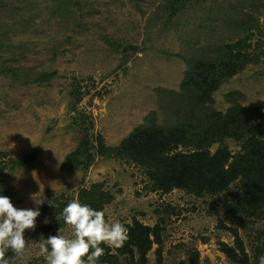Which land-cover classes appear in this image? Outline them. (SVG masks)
Masks as SVG:
<instances>
[{
	"label": "rangeland",
	"instance_id": "rangeland-1",
	"mask_svg": "<svg viewBox=\"0 0 264 264\" xmlns=\"http://www.w3.org/2000/svg\"><path fill=\"white\" fill-rule=\"evenodd\" d=\"M67 11L53 0H1L0 43L9 62L18 68L19 80L0 75V150L20 155L39 147L38 158L14 171L0 172L3 190L18 209H35L30 194L43 195L36 227L53 214L42 215L50 195L101 183L112 198L103 212L111 224L133 218L162 229L161 264L186 260L199 252L198 264H231L219 250V241L232 243L233 236L218 227L222 220L237 227L246 249L257 243L264 230V216L232 220L227 202L238 182L223 195L196 197L181 189L155 190L145 168L116 157L97 156L86 170L60 169L64 156L82 135L76 113L68 107L70 85L80 82L88 90L78 104L94 131L106 144L117 145L151 110L163 121L156 88L178 91L186 60L200 48L233 42L244 35L239 22L246 16L258 20L264 40V5L247 0H187L178 14L166 21L162 0H76ZM245 15V16H244ZM55 71L48 82L27 81L38 72ZM237 89L241 103L264 108V62L250 64L213 93V107L225 111V93ZM232 152L239 144L227 139ZM217 145L212 146L215 150ZM40 192V193H39ZM227 203V204H226ZM71 226L34 233L26 229L27 247L10 264H47L39 245L51 235L74 238ZM153 244L149 264H157Z\"/></svg>",
	"mask_w": 264,
	"mask_h": 264
},
{
	"label": "trees",
	"instance_id": "trees-1",
	"mask_svg": "<svg viewBox=\"0 0 264 264\" xmlns=\"http://www.w3.org/2000/svg\"><path fill=\"white\" fill-rule=\"evenodd\" d=\"M62 10H71L79 4L76 0H53ZM187 0H162L160 9L166 15V21L176 16ZM250 5L260 7L264 0H247ZM0 0V9H2ZM245 16V15H244ZM244 35L233 42L219 43L200 48L187 58L186 68L178 91L158 87L155 89L159 108L163 112V121L158 123L156 113L151 110L117 145H108L103 135L94 131L93 124L87 120L78 104L88 90L74 81L70 85L68 107L76 113L74 121L82 132L76 146L63 158L60 169L66 173L74 169L86 171L97 156L123 158L145 168L155 190L169 192L181 189L196 197L224 195L234 182L238 188L231 192L227 216L232 220L264 216V108L246 106L241 103L243 94L232 89L225 93L228 103L225 111L213 107V93L235 74L250 64L264 62V40L255 36L253 29L261 33L258 20L246 16L239 22ZM0 43V75L19 80L20 72L2 54ZM56 75L55 71L38 72L27 81L48 82ZM227 139L239 144L232 152L225 145ZM217 145L212 150L213 145ZM40 153L39 147L14 155L0 150V172L14 171L20 166L34 162ZM0 195H8L2 189ZM112 195L101 183L93 182L77 189L76 196L61 191L50 195L48 201L56 206L45 204L42 215H54L49 221L34 229V233H46L57 230L66 224L57 219L63 208L72 200L88 204L103 211ZM218 227L233 236L232 243L219 241V250L231 264H259L264 255V230H258L257 243L251 252L246 249L237 227L222 220ZM124 224V223H123ZM128 229V240L119 249L102 244L105 254L98 264H149L148 253L153 244L157 264H161L162 229L159 223L150 226L136 218L124 224ZM8 259L16 255L9 250ZM199 252H188L186 260L177 264H198Z\"/></svg>",
	"mask_w": 264,
	"mask_h": 264
},
{
	"label": "clouds",
	"instance_id": "clouds-1",
	"mask_svg": "<svg viewBox=\"0 0 264 264\" xmlns=\"http://www.w3.org/2000/svg\"><path fill=\"white\" fill-rule=\"evenodd\" d=\"M55 195H58L56 191ZM30 198L37 205L35 209H18L10 197L0 195V264H10L6 256L9 250L17 257L26 250L25 230L35 229L37 217L41 214L39 205L45 202L43 195L38 193L30 194ZM48 203L56 206L52 200ZM61 218L74 230V238L58 234L45 239L39 245V254L47 264H98L100 257L105 254L102 244L119 249L129 238L124 224H109L103 211L78 200H72L63 208L62 217L57 215L58 220ZM259 264H264V255L259 257Z\"/></svg>",
	"mask_w": 264,
	"mask_h": 264
}]
</instances>
